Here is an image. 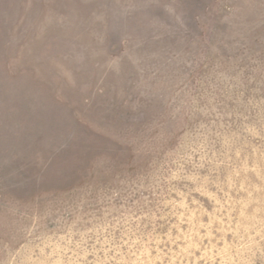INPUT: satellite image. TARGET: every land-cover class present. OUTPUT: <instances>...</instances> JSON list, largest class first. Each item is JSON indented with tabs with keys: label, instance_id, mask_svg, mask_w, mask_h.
Returning a JSON list of instances; mask_svg holds the SVG:
<instances>
[{
	"label": "rangeland",
	"instance_id": "obj_1",
	"mask_svg": "<svg viewBox=\"0 0 264 264\" xmlns=\"http://www.w3.org/2000/svg\"><path fill=\"white\" fill-rule=\"evenodd\" d=\"M0 264H264V0H0Z\"/></svg>",
	"mask_w": 264,
	"mask_h": 264
}]
</instances>
